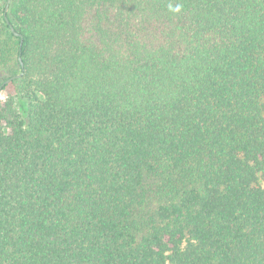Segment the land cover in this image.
Returning a JSON list of instances; mask_svg holds the SVG:
<instances>
[{
  "label": "trees",
  "instance_id": "1",
  "mask_svg": "<svg viewBox=\"0 0 264 264\" xmlns=\"http://www.w3.org/2000/svg\"><path fill=\"white\" fill-rule=\"evenodd\" d=\"M20 74L0 264H264V0H0Z\"/></svg>",
  "mask_w": 264,
  "mask_h": 264
},
{
  "label": "water",
  "instance_id": "2",
  "mask_svg": "<svg viewBox=\"0 0 264 264\" xmlns=\"http://www.w3.org/2000/svg\"><path fill=\"white\" fill-rule=\"evenodd\" d=\"M11 31L14 32L13 28H11ZM20 77H21V74H20V75H17V76H14V77H12L11 79H8V80L4 81V83L1 85L0 89H1L5 84H8L11 80H13V79H18V78H20Z\"/></svg>",
  "mask_w": 264,
  "mask_h": 264
},
{
  "label": "rangeland",
  "instance_id": "3",
  "mask_svg": "<svg viewBox=\"0 0 264 264\" xmlns=\"http://www.w3.org/2000/svg\"><path fill=\"white\" fill-rule=\"evenodd\" d=\"M6 94H7V92L4 91V92L1 94V98H4Z\"/></svg>",
  "mask_w": 264,
  "mask_h": 264
},
{
  "label": "clouds",
  "instance_id": "4",
  "mask_svg": "<svg viewBox=\"0 0 264 264\" xmlns=\"http://www.w3.org/2000/svg\"><path fill=\"white\" fill-rule=\"evenodd\" d=\"M178 10V9H177Z\"/></svg>",
  "mask_w": 264,
  "mask_h": 264
}]
</instances>
